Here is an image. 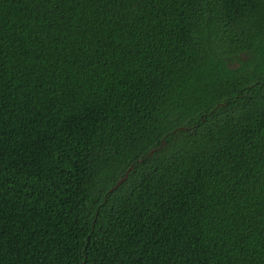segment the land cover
Returning a JSON list of instances; mask_svg holds the SVG:
<instances>
[{
    "label": "trees",
    "instance_id": "trees-1",
    "mask_svg": "<svg viewBox=\"0 0 264 264\" xmlns=\"http://www.w3.org/2000/svg\"><path fill=\"white\" fill-rule=\"evenodd\" d=\"M0 264H264V0H0Z\"/></svg>",
    "mask_w": 264,
    "mask_h": 264
},
{
    "label": "water",
    "instance_id": "water-1",
    "mask_svg": "<svg viewBox=\"0 0 264 264\" xmlns=\"http://www.w3.org/2000/svg\"><path fill=\"white\" fill-rule=\"evenodd\" d=\"M152 153H153V151H151L149 154H152ZM132 168H133V165H131V166L128 168V170L126 171L124 177H123L122 179H120V180L116 183V185H115L114 188L118 187L122 182H124V181L126 180V178H127V176H128V173H129V171H130ZM114 188H111L109 191L112 192V191L114 190Z\"/></svg>",
    "mask_w": 264,
    "mask_h": 264
}]
</instances>
